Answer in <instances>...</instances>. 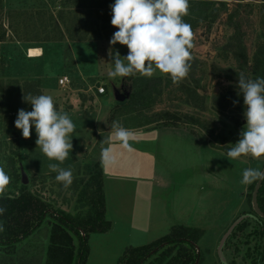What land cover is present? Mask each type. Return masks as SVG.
Returning a JSON list of instances; mask_svg holds the SVG:
<instances>
[{
    "label": "rangeland",
    "instance_id": "1",
    "mask_svg": "<svg viewBox=\"0 0 264 264\" xmlns=\"http://www.w3.org/2000/svg\"><path fill=\"white\" fill-rule=\"evenodd\" d=\"M114 2L0 0V25L8 30L0 43V167L11 177L5 191H17L24 173L30 190L75 213L78 182L87 178L86 164L100 162L102 146H108L103 141L111 134L104 128L112 127V116L130 130L147 128L139 126L144 115L124 117L120 102L129 98L142 79H160V90L152 94V102L143 112L150 119H159L154 123L157 127L133 132L131 152L114 142L117 163L102 167L111 225L106 232L89 234L85 264H118L126 249L156 241L174 225L203 229L195 244L193 264L196 260L197 264H264L258 216L244 219L245 225L232 231L222 249L225 262L217 251L234 220L242 214H254L251 195L255 183H240L243 170L264 167V156L230 161L223 149L234 146L246 124L235 77V70L242 72L237 56L246 55L250 71L252 58L264 41V0H224V5L215 1L218 16L193 32L191 71L178 85L159 72L151 78L130 76L129 81L127 77H109L114 70L108 55L112 47L109 36L118 29L109 24V32L104 31L101 22L85 27L82 20L90 11L98 19L111 20L110 5ZM28 10L38 14L26 21L27 27L18 22L12 29L9 14ZM14 27L20 29L19 38ZM97 29L102 32L101 39ZM114 47L121 56L127 55L126 46L117 43ZM30 48L39 49L40 55L29 56ZM64 75L69 84L60 86L58 79ZM100 86L105 89L102 94L97 91ZM29 94L51 95L57 110L66 112L76 126L72 152L61 165L73 172L68 188L49 170V163L56 161H49L37 147L34 126L28 139L15 127L18 110H32L23 100ZM119 95H124V100H119ZM235 117L243 123L236 126ZM167 121L175 125L158 127ZM208 129L213 131L211 135ZM46 230L43 224L31 238L30 252L36 248L34 255L42 252L37 244L47 240ZM19 255L13 254L15 258Z\"/></svg>",
    "mask_w": 264,
    "mask_h": 264
},
{
    "label": "clouds",
    "instance_id": "2",
    "mask_svg": "<svg viewBox=\"0 0 264 264\" xmlns=\"http://www.w3.org/2000/svg\"><path fill=\"white\" fill-rule=\"evenodd\" d=\"M111 25L118 29L110 39L108 55L112 58L114 70L110 78L140 76L151 78L154 74L167 75L173 84L186 79L191 71L194 47V33L190 24L184 21L189 15V0H115L110 5ZM126 46L128 53L121 56L115 45ZM239 94L243 95L246 124L240 132V139L227 152L230 161L242 156L260 158L264 156V77L249 79L243 72L238 73ZM32 110L19 109L15 127L25 139L30 138L35 128L36 145L49 159L48 168L56 173L55 180L64 188L73 183L70 168L61 167L73 149L72 137L76 126L66 112H60L51 95L23 96ZM234 105L238 101H233ZM135 136L119 121L112 122L111 134L103 141L100 163L105 169L117 163L115 142L125 151H133L131 141ZM11 177L0 167V193H4ZM264 182V170L246 168L242 172V185ZM6 208L0 206V216ZM4 231L0 222V232Z\"/></svg>",
    "mask_w": 264,
    "mask_h": 264
},
{
    "label": "trees",
    "instance_id": "3",
    "mask_svg": "<svg viewBox=\"0 0 264 264\" xmlns=\"http://www.w3.org/2000/svg\"><path fill=\"white\" fill-rule=\"evenodd\" d=\"M215 1L223 5L225 3L224 0H189V15L183 19L191 25L193 32L201 24L211 23L218 16V9L214 8ZM37 14L31 10L25 12L12 11L9 14V25L13 29L14 23L23 22L24 26L27 27L26 21L31 17L35 18ZM88 14V18L82 20L85 27H96L101 22L103 26L101 29L109 32L106 29L111 24L108 17L98 19L99 17L97 18L92 11ZM61 17L64 18L63 14ZM19 30V28L14 27L15 36L18 35ZM7 32V28H3L1 24L0 43L7 36ZM96 35L97 38H102V32L99 29H97ZM259 45L257 54L252 58L250 71L247 69L246 55L241 53L237 56L238 66L241 67L247 78V73H249V79L264 77V41ZM238 73L241 72L235 70V77L237 78ZM126 80H131V77L128 76ZM154 80L155 78L142 79L140 84H137L138 87L131 92L129 98L120 102L125 110L126 116L124 117H131V114L134 113H139L142 117L143 115L146 116L145 121L139 123V126L142 127L155 128L157 126L154 123L159 120L158 118L150 119L147 114L143 113L152 102V94L160 90L158 85L160 79ZM152 82L155 83L151 84ZM238 96L243 98L242 94H238ZM241 103L240 111H244V103ZM165 114L168 115L169 113L165 112ZM112 117L111 122L114 119H119L114 115ZM168 117L173 118L174 121L180 119L172 114H169ZM174 121H167L158 127L173 126L175 125ZM233 121L236 126L243 123L238 117L233 118ZM208 131L210 135L213 132L210 129ZM223 149L228 152L231 147L225 146ZM85 167L87 178L78 182V209L75 213L64 210L52 200L46 199L38 191L30 190L25 184H22L17 191L0 193V206L6 208V212L0 216V222H3L4 226V231L0 232V253L4 259V264H36L35 259L27 256L33 248L31 238L36 231L41 229L43 224L47 227L48 243L43 264H85L89 234L106 232L111 225L107 218L102 166L100 162L95 161L86 164ZM258 203L264 211V182H262L258 193ZM258 223L261 226L260 234L264 237V219L259 217ZM244 225L245 222L243 221L237 226ZM202 235L203 229L201 228L174 225L168 234L158 240L126 249L118 264H193L196 254L195 244ZM27 240L31 242L28 244ZM18 252L20 255L15 258L13 254Z\"/></svg>",
    "mask_w": 264,
    "mask_h": 264
},
{
    "label": "water",
    "instance_id": "4",
    "mask_svg": "<svg viewBox=\"0 0 264 264\" xmlns=\"http://www.w3.org/2000/svg\"><path fill=\"white\" fill-rule=\"evenodd\" d=\"M119 100H124V95H119L118 96ZM264 170V167L263 169ZM22 182L23 184H26L28 182L26 175L23 173L22 174ZM262 185V182H258L255 183V186L253 188V192H252V196H251V205H252V210L254 212V214H242L240 215L238 218H236L234 220V222L229 226V228L226 230V232L224 233V235L222 236L219 246H218V255L220 257V259L222 260V262H225L224 260V256H223V246L227 240V238L230 236V234L232 233V231L235 229V227L240 224L244 219L248 218V217H254V216H258L262 219H264V211L260 208L259 203H258V193L260 190V187ZM198 260H196L195 264H197Z\"/></svg>",
    "mask_w": 264,
    "mask_h": 264
},
{
    "label": "crops",
    "instance_id": "5",
    "mask_svg": "<svg viewBox=\"0 0 264 264\" xmlns=\"http://www.w3.org/2000/svg\"><path fill=\"white\" fill-rule=\"evenodd\" d=\"M111 128L112 127H109L108 126V128H104V130H105V132L106 133H108V132H111ZM153 128V127H152ZM146 129H150V127H147V128H136V129H133L132 131L133 132H143L144 130H146ZM170 130V129H169ZM174 130V129H173ZM163 131H165V130H163ZM157 132H159V130H157ZM104 176V175H103ZM43 243H44V245H43ZM42 244H37V245H41L42 247H41V250H42V252H40L39 254H35L34 255V252H35V250H34V252H30L29 254H28V256L27 257H31V259H35V261H36V264H39V262H41L40 260H39V257L40 256H44V259H43V257H42V262H41V264H43V262H44V260H45V254H46V248H47V245H48V243H47V240L45 241V242H43ZM3 261H4V259H3V257L1 256V253H0V264H4L3 263Z\"/></svg>",
    "mask_w": 264,
    "mask_h": 264
},
{
    "label": "built area",
    "instance_id": "6",
    "mask_svg": "<svg viewBox=\"0 0 264 264\" xmlns=\"http://www.w3.org/2000/svg\"><path fill=\"white\" fill-rule=\"evenodd\" d=\"M58 83H59L60 86H66V85L69 84V79H68V77L65 76V75H64V76H61V77L58 79ZM97 91H98V93L102 94V93L105 92V89H104L103 86H100V87H98Z\"/></svg>",
    "mask_w": 264,
    "mask_h": 264
},
{
    "label": "bare ground",
    "instance_id": "7",
    "mask_svg": "<svg viewBox=\"0 0 264 264\" xmlns=\"http://www.w3.org/2000/svg\"><path fill=\"white\" fill-rule=\"evenodd\" d=\"M40 55V50L37 48H30L29 50V56L34 57Z\"/></svg>",
    "mask_w": 264,
    "mask_h": 264
}]
</instances>
